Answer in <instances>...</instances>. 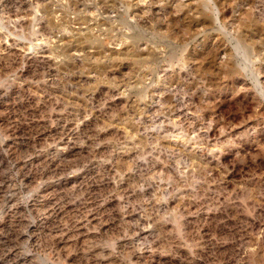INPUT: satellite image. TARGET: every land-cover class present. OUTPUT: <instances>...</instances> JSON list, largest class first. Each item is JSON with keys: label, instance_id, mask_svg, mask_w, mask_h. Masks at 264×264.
<instances>
[{"label": "rangeland", "instance_id": "rangeland-1", "mask_svg": "<svg viewBox=\"0 0 264 264\" xmlns=\"http://www.w3.org/2000/svg\"><path fill=\"white\" fill-rule=\"evenodd\" d=\"M0 264H264V0H0Z\"/></svg>", "mask_w": 264, "mask_h": 264}]
</instances>
